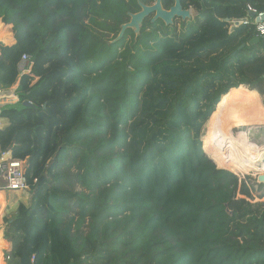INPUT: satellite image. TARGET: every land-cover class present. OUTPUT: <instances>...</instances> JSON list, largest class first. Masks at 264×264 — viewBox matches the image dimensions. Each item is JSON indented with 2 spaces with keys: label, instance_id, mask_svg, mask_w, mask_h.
Returning a JSON list of instances; mask_svg holds the SVG:
<instances>
[{
  "label": "trees",
  "instance_id": "trees-1",
  "mask_svg": "<svg viewBox=\"0 0 264 264\" xmlns=\"http://www.w3.org/2000/svg\"><path fill=\"white\" fill-rule=\"evenodd\" d=\"M154 1L0 0L2 95L19 99L0 106V151L29 157L31 193L8 220L11 264H264V203L201 144L222 95H264L247 10L264 0H180L195 15L179 30L148 17L116 39Z\"/></svg>",
  "mask_w": 264,
  "mask_h": 264
},
{
  "label": "rangeland",
  "instance_id": "rangeland-1",
  "mask_svg": "<svg viewBox=\"0 0 264 264\" xmlns=\"http://www.w3.org/2000/svg\"><path fill=\"white\" fill-rule=\"evenodd\" d=\"M191 14H192L191 18H193L194 15H195V11L193 9H192V13ZM0 22H1V20H0ZM85 22H87V19L85 20ZM7 25H9V27L8 28L6 27L5 30L9 31V33L11 34V36L13 38V43H14L15 39H14L13 32H12V24H7ZM174 25L176 26L177 30H179L181 28L180 19H176L174 21ZM111 36H112V34H109V35L105 36V38H106L105 40L107 41V43L114 41V39L111 40ZM129 44L130 43L128 42V45ZM258 94L260 95V98H258L256 95H253V96L250 95V102L252 104L255 103V105H257V107L255 109L251 108L250 111H249L248 107L250 108L252 104L251 105L250 104L247 105V103L246 104L244 103L246 105V107L244 109L248 110L247 112L243 113V112H241L242 111L241 108L237 109L238 110V115L237 116L239 117L238 123L231 130L233 132V134L237 138H239V139H241L243 141L245 146H248L245 143V141L248 139L247 132H245V131H247V128L250 127V126H253L255 124H263L264 123V107H262V104L264 106V95L260 94L259 92H258ZM3 96L8 97L9 95H2L1 94L0 98L3 97ZM240 98L241 97L239 95L232 94V96L228 99V101H229V105L228 106L229 107L230 106L232 107V106H235V105L239 106L240 103H241L240 102V100H241ZM0 106H1V104H0ZM236 113L237 112H235V114ZM223 122H224L223 123V127L225 128V126L228 125V119L224 118ZM205 131H206V129H205V124H204L203 127H202V130H201V133L205 134ZM203 143L204 142L201 139L202 149H203ZM211 147L215 148L217 150V152L221 153L216 147H214V146H211ZM247 149L249 150L250 147L248 146ZM203 152H205L204 149H203ZM209 157H211V156H209ZM25 161H26V163H25ZM227 161H228V159H227ZM21 162H22V164L23 163L25 164L23 166H24V168H26L28 166V164H29V157H27L24 160H21ZM229 164L234 170H236L238 172V173H235L232 170L230 171L237 177V180L240 183L242 181H245L247 186L253 187V190H251V198H247V200H249V201H251L253 203L254 202H258V201H261V202L264 203V195H262V197L259 198V195L263 192V189L258 187L259 182L254 177L255 175L260 174L261 172H259V173H256V172L255 173L254 172H244V171H241L239 168L231 165V164H233L232 162H229ZM216 167L220 168V169L228 170L225 166H218L216 164ZM3 187H4V182L0 178V213H1L0 214V222H1L0 229H1V234H2V237L0 236V241H1L0 242L1 263L0 264H11L13 262L9 261V258H7L8 257L7 254L9 252L10 248H11V243L8 241V243H10V244L6 248L7 245H6L5 238H4L5 231L8 228V223H9L8 220L13 218V216L15 215V213L17 211V208H18L20 203H23L25 205H29L31 193H29V189L19 190V191H11L10 192V191H7L6 189H4ZM74 187L76 189H80L76 184H74ZM238 196H241V195L238 193Z\"/></svg>",
  "mask_w": 264,
  "mask_h": 264
},
{
  "label": "bare ground",
  "instance_id": "bare-ground-1",
  "mask_svg": "<svg viewBox=\"0 0 264 264\" xmlns=\"http://www.w3.org/2000/svg\"><path fill=\"white\" fill-rule=\"evenodd\" d=\"M232 94H237L241 97V100L239 99L241 102L239 106H228V99ZM250 95H256L260 98L257 90L250 89L245 85H240L236 90L229 91L222 95L214 111L205 122L206 131L205 134H202L201 139L210 146L216 147L224 157L230 160L229 162H233L231 165L239 168L241 171L259 173L264 170V160L259 163H251L250 159L254 158L257 153H260V147L263 144L254 148L248 144L247 139L245 143L250 147L248 150V146H245L243 141L237 138L231 131L238 123V108H241V112L245 113L248 110L250 111L251 108L255 109L257 107L255 103L252 104L250 102ZM244 103H247V105L252 104L253 106L251 105L250 108L248 107V110H245L244 108L246 105ZM262 107H264L263 104ZM235 112L237 113L235 114ZM224 118L228 119V125H226L225 128L223 127Z\"/></svg>",
  "mask_w": 264,
  "mask_h": 264
},
{
  "label": "water",
  "instance_id": "water-1",
  "mask_svg": "<svg viewBox=\"0 0 264 264\" xmlns=\"http://www.w3.org/2000/svg\"><path fill=\"white\" fill-rule=\"evenodd\" d=\"M191 13L192 9L183 8L180 0H174L173 5L168 9L163 6L162 0H155L150 4L140 3V10L135 13H130L129 20L121 25L116 39L120 38L127 28L132 29L135 34H138L142 22L148 17H150L151 21L161 19L165 25H170L173 24L176 18H180L181 21L190 19L192 17ZM249 15L253 16V13H249ZM257 40L258 37H254L252 40H250V43ZM0 44L3 43L0 41ZM13 98L3 96L0 98V104L9 102L11 103L19 100L17 96H13ZM23 104L30 105L31 103L28 101H24ZM246 132L248 135V144L250 146L257 148L261 144H264V124H255L253 126H250L247 128ZM257 180L259 183H264V173L258 174Z\"/></svg>",
  "mask_w": 264,
  "mask_h": 264
},
{
  "label": "built area",
  "instance_id": "built-area-1",
  "mask_svg": "<svg viewBox=\"0 0 264 264\" xmlns=\"http://www.w3.org/2000/svg\"><path fill=\"white\" fill-rule=\"evenodd\" d=\"M247 10H248V14L253 13V17H255L254 23H255L256 37H260L264 35V19H263L264 12H258L255 9L251 8L249 5L247 6ZM248 21H249L248 19H243L238 22L247 24ZM29 63H30V57L27 54H22L17 64L18 70L22 73L28 72ZM1 94H2V87L0 84V95ZM260 148H261V150L259 151L260 153H257L254 158L250 159L251 163H257V162L259 163L262 160H264V144ZM25 170L26 168H24L21 159L13 157L10 151H0V178L4 182V187H3L4 189L10 192L28 189ZM261 173H264V170ZM7 258H9V256Z\"/></svg>",
  "mask_w": 264,
  "mask_h": 264
},
{
  "label": "crops",
  "instance_id": "crops-1",
  "mask_svg": "<svg viewBox=\"0 0 264 264\" xmlns=\"http://www.w3.org/2000/svg\"><path fill=\"white\" fill-rule=\"evenodd\" d=\"M246 86V85H245ZM248 87V86H247ZM249 88V87H248ZM258 93V92H257ZM14 94H10L8 97H13ZM6 123V121L4 119L0 118V128ZM1 242V241H0ZM6 242V241H5ZM10 244V243H9ZM7 245V244H6ZM7 247V246H6ZM0 263H1V257H0Z\"/></svg>",
  "mask_w": 264,
  "mask_h": 264
},
{
  "label": "clouds",
  "instance_id": "clouds-1",
  "mask_svg": "<svg viewBox=\"0 0 264 264\" xmlns=\"http://www.w3.org/2000/svg\"><path fill=\"white\" fill-rule=\"evenodd\" d=\"M190 9H192V8L190 7ZM14 96H16V95H14ZM216 105H217V104H216ZM215 107H216V106H215ZM204 154H205L206 157L209 158L213 163H215L214 160H213L211 157H209V154H207L206 152H204ZM215 165H216V163H215ZM261 174H262V173H261ZM254 177L257 179V175H255Z\"/></svg>",
  "mask_w": 264,
  "mask_h": 264
}]
</instances>
